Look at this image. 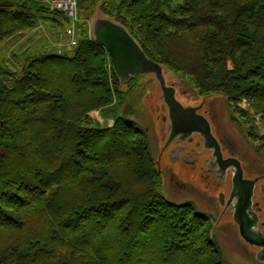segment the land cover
Masks as SVG:
<instances>
[{
	"label": "trees",
	"instance_id": "trees-1",
	"mask_svg": "<svg viewBox=\"0 0 264 264\" xmlns=\"http://www.w3.org/2000/svg\"><path fill=\"white\" fill-rule=\"evenodd\" d=\"M76 2L67 55L42 42L8 46L45 34L40 23L64 28L63 39L62 11L0 0V47H9L0 57V264H239L224 257L209 216L160 191L146 132L129 117L141 75L120 82L90 22L111 18L200 96L219 94L244 121H264V0ZM115 105L113 123L95 126L90 113ZM250 137L264 149V134Z\"/></svg>",
	"mask_w": 264,
	"mask_h": 264
},
{
	"label": "rangeland",
	"instance_id": "rangeland-1",
	"mask_svg": "<svg viewBox=\"0 0 264 264\" xmlns=\"http://www.w3.org/2000/svg\"><path fill=\"white\" fill-rule=\"evenodd\" d=\"M78 20L77 15V20L74 24L76 37V24ZM72 24L69 20L65 25V29L72 26ZM39 25V29L43 30L45 34H38V31H36L37 34L32 31L25 32L12 38L8 46L11 47L13 43H16L14 49L21 51V47H27L28 43L39 44L42 42L41 48L50 49L48 51L51 52L62 50L63 53L71 55L72 50L68 48L67 37L64 36L61 40L57 38V33L64 28L53 29L44 26L43 23ZM44 35L47 36L45 37ZM1 47L0 57H4L6 55L5 50L9 49V47L6 49ZM41 48L36 49L35 52H43L44 50ZM163 71L167 85L175 88L176 98L183 105L204 103V108L207 109V115L216 136L226 152L233 154L243 163L244 167L253 170L254 173H264V149H261L258 143L254 142L250 137V133L256 136L264 134V121L257 115L249 116L244 121L242 117L234 114L224 96L215 94L204 98L197 93L187 78L165 67H163ZM134 89L133 110L129 117L145 130L151 153L156 162L160 158V171L158 172L161 174L159 187L162 194L170 201L179 204L190 202L197 211L206 212L210 218L207 225L210 234L219 245L227 260L239 264H264L263 261L256 258L257 248L249 246L240 239L235 227L229 226L226 222L219 223V210L216 211L214 206H212L209 200V197H211L210 192L201 191L202 188L199 185L197 174L187 172L186 169L177 165L178 162L172 163L167 158L165 151L169 146L164 150L163 146L169 135V120L167 108L162 100L161 90L155 76L153 74L139 76L135 82ZM123 90H126V87H123ZM120 113L119 106L115 105L108 109L104 108L103 110L92 111L90 116L94 120V125L101 127L111 125L113 119L120 115ZM163 116L166 117L165 121H163ZM108 119L111 121L110 123L106 122ZM100 120H103V122Z\"/></svg>",
	"mask_w": 264,
	"mask_h": 264
},
{
	"label": "flooded vegetation",
	"instance_id": "flooded-vegetation-1",
	"mask_svg": "<svg viewBox=\"0 0 264 264\" xmlns=\"http://www.w3.org/2000/svg\"><path fill=\"white\" fill-rule=\"evenodd\" d=\"M189 106L198 107V113L209 121L212 134L220 146L221 158L218 159L214 155V149L205 146L203 138L198 133L184 138L182 135L175 137L165 151L167 158L172 163L178 162L177 165L187 172L197 174L201 191L210 192L209 200L215 210H219V223L226 222L229 226L235 227L240 239L257 248L256 258L258 259V255L264 258V173H254L253 170L244 167L233 154L226 152L216 136L203 102ZM232 159L239 161L241 176L238 175L239 170ZM250 181H254L253 184ZM251 188L252 193L248 198L247 194ZM200 213L207 215L204 211ZM240 226L247 230L248 241L241 236Z\"/></svg>",
	"mask_w": 264,
	"mask_h": 264
},
{
	"label": "water",
	"instance_id": "water-1",
	"mask_svg": "<svg viewBox=\"0 0 264 264\" xmlns=\"http://www.w3.org/2000/svg\"><path fill=\"white\" fill-rule=\"evenodd\" d=\"M91 34L96 42L107 49L115 74L121 83L127 82L135 75L153 74L155 76L169 120V135L163 150L178 135L184 138L198 133L203 138L205 146L214 149V155L218 159L221 158L219 143L212 134L207 118L198 113V107L185 106L176 98L175 88L166 83L163 67L145 55L138 43L121 24L108 17H96L91 24ZM165 119L166 117L163 118ZM159 159L157 160L158 171H160ZM232 161L239 170L238 175L241 176L239 161L237 159H232ZM253 182L250 181L251 184ZM251 193L252 188L247 194L248 198ZM246 232L247 230L240 226L241 236L248 241ZM258 260H264V258L258 255Z\"/></svg>",
	"mask_w": 264,
	"mask_h": 264
},
{
	"label": "built area",
	"instance_id": "built-area-1",
	"mask_svg": "<svg viewBox=\"0 0 264 264\" xmlns=\"http://www.w3.org/2000/svg\"><path fill=\"white\" fill-rule=\"evenodd\" d=\"M52 9L62 11L67 18L73 23L72 26L65 29L63 36L67 37V44L72 48L76 44V29L74 28L77 20V5L75 0H45Z\"/></svg>",
	"mask_w": 264,
	"mask_h": 264
},
{
	"label": "crops",
	"instance_id": "crops-1",
	"mask_svg": "<svg viewBox=\"0 0 264 264\" xmlns=\"http://www.w3.org/2000/svg\"><path fill=\"white\" fill-rule=\"evenodd\" d=\"M109 119H111V118H109ZM109 119H108V121L106 120V122H108V123H110L111 121H109ZM101 122H103V120H100ZM105 121V120H104Z\"/></svg>",
	"mask_w": 264,
	"mask_h": 264
}]
</instances>
